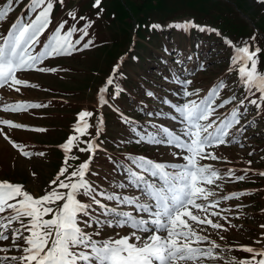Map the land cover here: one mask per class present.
I'll return each mask as SVG.
<instances>
[{
    "label": "snow or ice",
    "instance_id": "snow-or-ice-1",
    "mask_svg": "<svg viewBox=\"0 0 264 264\" xmlns=\"http://www.w3.org/2000/svg\"><path fill=\"white\" fill-rule=\"evenodd\" d=\"M259 2L264 3V0ZM13 3L14 0H5L6 6L0 7V22L13 11ZM57 3L61 9L65 7V0H29L26 5L28 16L21 15L7 34L0 33V89L20 93L21 87H36L18 74L27 71L55 73L56 68L41 65L47 59L70 57L94 46L91 38H85L89 37V29L95 21L85 16L77 18L74 10L67 13L73 24L69 25L67 19L61 20L41 40L49 31ZM101 3L102 0L93 3V8L99 9L98 18L103 11ZM80 21L84 24L77 27ZM147 27L157 30L164 26L152 24ZM169 27L182 31L195 28L202 32H217V29L198 25L194 20L173 23ZM255 39L254 35L251 40ZM227 43L234 47L229 71L237 72L244 90L242 97L233 92L228 98L221 99L220 93L227 87L223 80L201 97V90H187L186 86L193 83L191 79L173 77V82L184 87L186 96L199 97L182 106L159 98L180 114L183 125L180 133L154 123L150 124L153 131H148V126L141 127L110 104L127 91L117 82L118 77L123 76L121 64L124 58H121L98 89V107L111 106L137 137L136 144L177 149L172 155L179 162H158L143 155L129 154L125 157L127 163L112 161L117 171L123 168L124 172L122 181L115 187H131L139 194L100 190L88 177L93 158L101 150L96 141L102 134L105 120L102 113L81 110L68 139L59 146L65 153L61 167L42 195L30 193L22 183L0 180V264H264V223L259 225L260 238L253 241L260 247L232 245L223 233L242 226L232 222V207H221L222 201H240L249 194L234 191L221 195L224 183L243 182L249 178V172L264 177V171L254 172L250 167L251 160L247 161L249 167L240 175L233 168L222 173L212 164L203 163L222 161L223 157L214 151L221 145L244 147L240 137L252 124H242L241 121L253 106L257 115L264 112V72L259 70L264 50L247 42L239 47H235L231 40ZM146 96L155 97L156 94L147 91ZM234 102L230 111L217 115L219 109ZM42 107L46 105L25 101L0 105L4 112L13 113ZM147 115L165 114L157 111ZM94 116L97 118L92 122ZM0 125H3L0 138L23 157L32 160L45 156L42 151L24 150L5 131V128L26 129V125L11 119H0ZM234 127L239 136L230 135ZM92 129H95V135ZM30 130L47 131L44 128ZM80 153H88V158L74 166L70 161H79ZM126 207L134 211H126ZM244 207L246 205L242 203L234 205L237 210ZM235 218L239 219L240 214L237 213ZM103 227L128 228L129 232L97 239ZM89 228L93 231H88ZM233 250L249 255L242 258L227 255Z\"/></svg>",
    "mask_w": 264,
    "mask_h": 264
},
{
    "label": "rangeland",
    "instance_id": "rangeland-1",
    "mask_svg": "<svg viewBox=\"0 0 264 264\" xmlns=\"http://www.w3.org/2000/svg\"><path fill=\"white\" fill-rule=\"evenodd\" d=\"M28 3L29 0L22 2L14 0L13 11L3 22H0V33L9 30L18 18L19 12L28 14L26 11ZM93 3L94 0H65L63 9L57 3L49 31L41 37V40H44L61 20L67 19L69 25L73 24L74 21L69 19L67 13L69 10H74L77 12V18L85 16L95 21L89 29V37L85 38L94 41L92 48L70 57L47 59L44 65H41L56 68L58 71L55 73L27 71L18 74L36 87H21L20 93L0 89V105L20 101L46 105L20 113L4 112L0 109V119H11L27 126L26 129L20 130L5 128L14 141L21 144L26 151L45 153L44 157H34L29 160L10 143L0 138V180L22 183L35 195L43 194V189L60 169L65 153L59 146L72 132L77 113L84 109L102 113L105 120L102 134L96 141L101 146V150L93 158L88 177L100 190L139 194L131 187L125 189L115 187L122 181L124 172L123 168L117 171L112 161H123L125 154L132 148L138 149V152H143L144 155H153L159 159L175 158L172 152L178 151L177 149L147 144L137 145L131 140L133 133L128 132L130 127L121 121L120 115L111 106L98 107V89L104 85L112 73L113 66L121 58H124L121 64L123 76L118 77L117 82L123 88L129 83L131 88L126 89L127 91L117 99L110 101V104H114L136 122L144 120L137 111L139 113L143 109L153 111L154 108L159 107L169 114L167 118L164 117L167 119V124L180 133L183 128L180 114L171 106L160 103L159 98L167 95L169 90L175 89L176 95L172 97L176 101L175 105L182 106L189 100H197L199 97L186 96L184 87L164 77L169 78L172 71L180 72L179 79L193 81L191 85L186 86L187 90L199 89L201 97L223 80L227 87L221 91V99L228 98L233 92L238 97H242L244 90L239 84L237 72L229 71L234 47L229 46L227 41L231 40L235 47L243 46L247 42L264 50V3H260L259 0H102L103 11L99 18L96 15L99 9L93 8ZM1 6H6L5 0H0ZM187 20L215 28L217 32H202L195 28L182 31L169 27L173 23ZM83 24L84 21H80L77 27ZM152 24H160L164 27L157 30L147 27ZM254 35L256 39L252 41ZM165 49L168 52H165ZM261 58L259 70L264 72V51L261 53ZM200 62L202 64L198 66ZM136 86L141 87L145 93L140 97L139 102L148 104L147 107L139 105L135 109V105H128L126 98ZM147 91H153L156 96H146ZM219 102L220 100H217V103ZM235 103L219 109L217 115L228 112ZM172 116H176L177 119L172 120ZM96 118L94 116L92 122H95ZM241 123L252 124L240 137L241 143L245 146L221 145L214 151L222 156L223 160L203 161V163L212 164L222 173L233 168L236 174L240 175L243 174V169L249 167L247 161L251 160L253 163L250 167L254 172L264 171V112L257 115L253 106ZM236 127L231 130L230 135L239 136ZM34 128H44L47 131L39 133L30 130ZM91 131L95 135V129ZM75 151L73 149V152ZM249 152H252L251 156ZM79 156V161H70V163L77 165L88 158V153H80ZM32 173L36 175L33 176ZM248 176L249 178L243 182L228 181L223 184L221 195L234 191L249 193L240 201H222V208H233L232 222L242 226L223 234L228 237L232 245L246 244L260 247L253 244V241L260 238L259 225L264 223V212L261 211L264 209V177L253 172H249ZM237 203H242L246 207L237 210L234 208ZM125 210L134 211L127 207ZM237 213L240 214L239 219L235 218ZM88 231H93V228H89ZM117 232L126 235L129 229L103 227L101 235L96 238L107 239ZM227 255L242 258L249 254L233 250Z\"/></svg>",
    "mask_w": 264,
    "mask_h": 264
},
{
    "label": "trees",
    "instance_id": "trees-1",
    "mask_svg": "<svg viewBox=\"0 0 264 264\" xmlns=\"http://www.w3.org/2000/svg\"><path fill=\"white\" fill-rule=\"evenodd\" d=\"M1 7H3V6H1ZM21 15H23V16H25V17H27L28 16V14H22L21 12H19L18 14H17V17H20ZM125 89H130L131 87L129 86V83L128 84H125ZM170 89H172V88H170ZM170 92L167 94V95H165L166 97H168V99H169V97H170V95H171V90H169ZM208 92V91H207ZM207 92H205L204 94H206ZM145 95V93L143 92V90L141 89V87H135V88H132V90H131V92H130V94L128 95V97L126 98L127 99V101H128V105L129 106H131V105H135L134 106V108L135 109H137L138 107H139V105L141 106V105H143V106H145V107H147L148 106V104H146V103H144V102H139L140 100V97L142 96H144ZM167 100V99H166ZM168 101H170L172 104H174L175 102L170 98ZM131 104V105H130ZM231 110V109H230ZM157 111H159V112H161L159 109H156V108H154V110L153 111H145V112H143V111H141L140 113H139V111H137V114H139V115H141V116H145L148 120H147V122H138V124L141 126V127H143V126H148L147 127V130L148 131H153V129L150 127V124L151 123H154V124H157V125H163V126H166V121L165 120H163L162 118H156L157 117V115H153V116H149V115H147V113L148 112H153V113H155V112H157ZM163 113V112H162ZM127 114V113H126ZM156 116V117H155ZM122 127L124 128V124H122ZM167 127H169V126H167ZM170 128V127H169ZM129 133L131 132V133H133L132 131H131V129L128 131ZM137 139V137L135 136V134L133 133V135H132V137H131V140L133 141V142H135V140ZM143 144H145V143H141V144H137V145H143ZM138 148H141V146H137ZM140 153H143V152H138V149L137 150H134L133 148L129 151V152H127L126 154H125V156L123 157V161L125 162V163H127V161L125 160V157L127 156V155H129V154H132V155H143V156H146V157H149V158H151V159H153V160H156V161H158V162H167L169 159H159L158 157H154L153 155H148V154H146V155H144V153L143 154H140ZM172 160L171 161H174L175 160V158H171ZM168 163H170V162H168Z\"/></svg>",
    "mask_w": 264,
    "mask_h": 264
}]
</instances>
